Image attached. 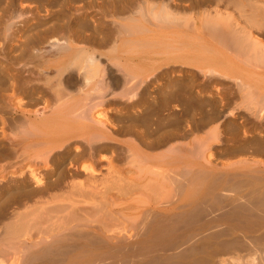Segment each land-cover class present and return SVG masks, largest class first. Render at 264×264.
<instances>
[{
  "label": "bare ground",
  "instance_id": "1",
  "mask_svg": "<svg viewBox=\"0 0 264 264\" xmlns=\"http://www.w3.org/2000/svg\"><path fill=\"white\" fill-rule=\"evenodd\" d=\"M182 1L0 0V264H264V0Z\"/></svg>",
  "mask_w": 264,
  "mask_h": 264
},
{
  "label": "rangeland",
  "instance_id": "2",
  "mask_svg": "<svg viewBox=\"0 0 264 264\" xmlns=\"http://www.w3.org/2000/svg\"><path fill=\"white\" fill-rule=\"evenodd\" d=\"M183 1H184V5H185V6H186V4L189 6L190 2L185 1V0H183ZM183 1H182V4H183ZM7 2H8V1H6V2H2V5L5 6V3H7ZM186 2H188V3H186ZM59 9H60V8H59V6H58V7H57V10H56V9H55V10H56L57 12H59V11H60ZM1 11H2V10H0V16H1L2 14L4 15V12L1 13ZM3 15L1 16L2 18H0V24H1L0 29H2ZM61 16L64 17V15H59V16H58L59 18H58L57 20H61V19H63ZM60 17H61V18H60ZM1 20H2V22H1ZM55 22H56V21H55ZM85 22H86V21H83L82 23H80V25H81L82 27L84 26L83 29L85 28V30H88V31H89L90 24H89V22H88V23L86 22L87 24H86ZM36 23H37L36 21L33 23V24H35V25H34L32 28H33L34 30H37V29L39 28L38 30H41V31H34V30L31 31V30H29V32H30V31L33 32V33H31V34H33V36L36 34L37 37L34 36L35 39H36V38H39L41 35L47 33V32H48V28H49V31H50L53 27L57 28V26H58V25H56V23H55V24L53 23V24H54V25H53L52 22H51V24L48 23L49 25H47V24H42V23H41L42 25H41L40 23H37V25H36ZM82 24H83V25H82ZM46 25H47V26H46ZM50 25H51V26H50ZM35 26H36V28H35ZM39 26H40V27H39ZM41 27H42V28H41ZM43 27H45V28H43ZM47 27H48V28H47ZM32 28H31V29H32ZM53 29H54V28H53ZM0 31L2 32V30H0ZM106 31H107V32H106ZM106 31H104V32H106L105 35H107V38H108V36H110V38H111V36H112L111 34L114 33V32H116V31L108 32V30H106ZM1 32H0V35H1ZM36 32L40 33V35H38V33H36ZM41 33H42V34H41ZM29 34H30V33H29ZM115 34H116V33H115ZM7 35H10L9 32H6V30H4L3 34L0 36V39H1V38H3V39H4V38H9V39H10V37H8ZM38 36H39V37H38ZM115 36H116V35H115ZM115 36H114V37H115ZM110 38L108 39L109 41L112 39V38H111V39H110ZM33 39H34V38H33ZM113 39H114V38H113ZM7 40H8V39H7ZM111 41H112V40H111ZM111 41H110V42H111ZM110 42H109V43H110ZM1 43H2V42H0V47H1V48H0V52H1L2 48H4V47H2V44H1ZM14 44H15V43H14ZM15 45H16V44H15ZM107 47H108V45H107ZM15 48H16V49H15ZM105 48H106V46H105ZM105 48H104V49H105ZM12 49H13L15 52H12V51H13ZM17 49H18V47H12V48H11L10 57H11V56H15V55H16V57H17V56H18V57L20 56V51H18ZM47 49L50 50L51 48L48 47ZM104 49H103V50H104ZM106 49H107V48H106ZM16 50H17V52H16ZM18 52H19V55H17ZM14 54H15V55H14ZM0 58H2V56H0ZM20 58H21V56L18 58V61H19ZM11 59H13V57H11ZM20 60H21V59H20ZM12 63H13V61H10V62H9L10 67H7V68H9V70H12L11 73H10V71H9V73H8V75H7L8 78H10V80H8V78L6 77V80L3 81V82H1V84L3 83L2 86L5 85V86L3 87V89L8 88V87H9V88H10V87H15V86H18L19 84H20V86H22V85L24 84V83H23L24 81H25V84L27 83V84H29V85H30V84H31V85L34 84V85H38V86L41 85V82L39 81V79H38V77H37L38 75L35 73V71H33V69L28 68V70H27V69H26V70H24V69L22 70L21 68H18L17 66H15V67H16V68H15V67L13 66ZM22 65H23V63H22ZM27 66L32 67L33 64L30 63V64H28ZM12 67H13V69H12ZM17 70H19V73H18ZM29 72H30V73H29ZM31 73H33V74L31 75V78H30L29 75H30ZM11 74H12V75H11ZM15 74H16L17 76H16ZM24 74H25V75H24ZM26 74H28V75H26ZM9 75H11V76H9ZM19 75H20V76H19ZM24 76H25V77H24ZM27 76L29 77V79H27L28 81L26 80V78H28ZM34 76H35V77H34ZM11 78H13V79H11ZM33 78H34L35 80H34ZM17 79H18V80H17ZM19 79H20V80H19ZM30 79H32V80H30ZM37 79H38V80H37ZM11 80H13V81H11ZM21 80H22V82H21ZM19 81H20L21 83H20ZM29 81H30V82H29ZM33 81H34V82H33ZM10 82H11V83H10ZM14 82H15V83H14ZM9 83H10V84H9ZM12 83H13V84H12ZM1 84H0V85H1ZM11 84H12V85H11ZM25 84H24V85H25ZM56 84H57L56 81H54V85H56ZM9 88H8V89H5V91H6V90H7V91H8V90H11L10 92H7V91H6V93L4 92V93H5L6 95H8V96H9V94L12 95L11 92L14 91L12 88H11V89H9ZM12 90H13V91H12ZM15 119H16V120H15ZM13 120H14V121H13ZM12 121H13V122H12ZM15 121H19L17 115H15L14 117L10 118L9 120L5 119L4 123H5V125H6V124H7V125H12L13 123H14L15 125H18L19 122H18V124H17V122H15ZM7 125H6V126H7Z\"/></svg>",
  "mask_w": 264,
  "mask_h": 264
}]
</instances>
